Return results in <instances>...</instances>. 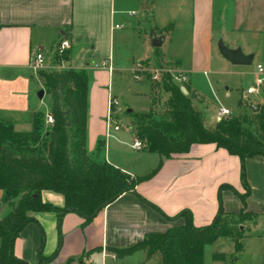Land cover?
<instances>
[{"label": "crops", "instance_id": "1", "mask_svg": "<svg viewBox=\"0 0 264 264\" xmlns=\"http://www.w3.org/2000/svg\"><path fill=\"white\" fill-rule=\"evenodd\" d=\"M123 1L0 0V118L11 123L14 131L32 130L33 114L42 111L43 98L37 96L43 89L42 81L31 67V59L36 53L43 54L42 69L84 70L88 76L87 153L93 155L98 140H103L104 157L109 164L131 177L143 178L136 184L134 192L121 194L88 223L74 212L65 213L60 221L55 212L31 213L37 223L29 222L13 246L15 255L29 264H39V225L45 237L44 256L56 250L58 229L62 234L56 258L45 264H88V259L99 264L103 248L116 254L114 248L129 247L147 233L163 232L183 224V218L170 219L182 210H189L194 226L201 227L211 223L220 205L227 213H237L242 207L234 192H245L238 156L214 143H195L186 152L163 158L161 166L151 174L159 156L144 148L127 147V142L114 132L107 134L106 117L109 96H114L120 103L111 87L115 74L120 79H125L126 74L133 78L132 70L136 64L143 63L148 67L156 62L162 66L164 60L187 75L186 85L196 96L195 104L203 110L212 107L214 121H217L219 105L230 109L233 116L239 115L224 104L231 92L237 93L236 109L241 110V115L247 107L239 106V100L251 107L261 104L263 92L247 95L245 90L254 85L258 77L256 64L264 62V0H151V3L146 0V7L142 6L146 17L154 18L155 10L151 14L147 12L158 6L165 11L169 9L168 19L161 21L163 27L152 26L151 29L156 37L163 38L160 48L165 44L172 45L176 47L175 54L168 50L160 55L155 51L150 53L147 44V49L130 55V65L115 56L116 41L123 43L127 36L122 31L125 24L118 25L124 13ZM129 1L132 6L140 2ZM135 11L130 10L129 16L136 15ZM63 39H67L71 47L67 59L56 63V46ZM219 41L228 48L252 54L251 69L227 61L218 51ZM103 62L105 67L101 66ZM199 76L206 77L207 87L197 82ZM235 79L239 81L235 82ZM147 81L150 83L149 111L153 103L152 82L145 75L138 82ZM207 89L211 94H207ZM136 93L141 95V92ZM48 112L49 108L44 113ZM111 140L120 146L112 150ZM243 165L249 187L245 210L263 214L264 156L246 158ZM1 199L0 190V207ZM41 199L57 207L64 205L63 196L51 190H42ZM245 229L238 240L240 251L234 250L233 238L229 237L225 247L219 244V238L204 247V264H264V222L259 219ZM215 244L219 250H212L208 261L206 248H213ZM214 252H224L227 258L213 261L211 254ZM132 259L136 264H159L160 260L157 254L146 259L145 251L138 250L123 257L116 254V259L107 258L106 264H130Z\"/></svg>", "mask_w": 264, "mask_h": 264}, {"label": "trees", "instance_id": "2", "mask_svg": "<svg viewBox=\"0 0 264 264\" xmlns=\"http://www.w3.org/2000/svg\"><path fill=\"white\" fill-rule=\"evenodd\" d=\"M67 51L55 52L54 61L66 60ZM36 73L44 92L50 96L48 113L53 123L45 127L43 111H37L33 114L32 130L18 132L13 130L11 123L0 118L1 202L11 208L0 218V264H29L15 255L13 246L29 222L37 223L31 213L55 212L60 221L65 213L74 212L88 223L121 194L134 192L136 184L143 179L131 177L109 164L104 157L103 140H98L93 155L87 153L88 76L84 70L53 68L39 69ZM152 85L153 96H157L159 87L168 93L164 112L158 117L152 110L130 112L133 140H142L144 149L159 156L151 174L161 166L163 158L186 152L195 143H214L241 161L240 180L245 192H234L242 207L237 213H227L220 205L211 223L201 227L194 226L189 210H182L170 219L183 218V224L163 232L147 233L133 245L113 250L119 257L144 250L146 259L159 255V264H204V247L219 238L231 237L236 251H240L238 240L246 230L241 228L243 223L252 221L256 224L259 219L264 222V213L253 214L245 210L249 187L243 165L246 158L264 156V89L263 101L256 105L257 111L239 100L238 105L247 107L250 116L244 113L223 118L209 129L194 106L195 94L186 84V95L167 74L162 76L160 83L153 82ZM42 190L62 195L64 205L57 207L42 201ZM39 229L41 243L37 259L39 264H45L56 258L62 234L58 229L56 250L44 256V232L40 225ZM226 258L224 252L211 254L213 261Z\"/></svg>", "mask_w": 264, "mask_h": 264}, {"label": "rangeland", "instance_id": "3", "mask_svg": "<svg viewBox=\"0 0 264 264\" xmlns=\"http://www.w3.org/2000/svg\"><path fill=\"white\" fill-rule=\"evenodd\" d=\"M129 0L123 1V11L124 13L121 15L120 20L118 21V25H120L122 22L125 24L123 26L122 31L127 34L126 40L122 43L120 41H116L115 43V56L116 59H122L125 62L128 61L129 65L131 63L130 55L132 53L137 52V50H145L147 49V44L150 45V35L151 33H154L151 29L152 26H158L163 27L161 24L162 22H165L168 19L169 15V9L165 11L164 8H160L159 6L156 8H153L149 10L147 13H150L152 10H155V17L152 18L151 16H144L145 9L142 8L143 4L146 2V0H140V2L132 6L129 3ZM151 3V0H149ZM156 5H159L157 3ZM151 8V7H150ZM132 9H135L137 12L134 16H129L128 12ZM171 11V10H170ZM151 14V13H150ZM139 22V24H138ZM137 25V26H136ZM160 30V29H159ZM157 32V31H155ZM151 47V45H150ZM148 48L150 53H153L152 51H155V53H158L160 55L161 52H165L166 50L169 51L171 54H175V48L174 46L169 44H165L162 48ZM49 48V47H48ZM157 56V54H156ZM130 58V59H129ZM166 60H164L162 66H158L160 64H157L156 62L153 64H149L148 67H145L143 63H140L143 67H145L144 72H140L139 75H145L152 83L153 80L152 77L154 74H157V82H161V78L163 75L167 74L171 77L172 81L177 84L176 80L174 79L175 76H180L181 71H179L172 63L168 65ZM246 67L245 69L250 70V66H243ZM59 70V68H54ZM239 81L238 79H235V82ZM156 82V83H157ZM197 82L203 86L207 87V79L205 76H199L197 78ZM240 83L242 81L240 80ZM149 82H138L135 79H133L130 75L126 74L125 79H120L118 74H115L112 81V91L117 94V96L120 99V111H117L114 114L115 122H117L120 126V130L118 132H114V135L117 137H120L121 139H124L125 142H127L128 146L133 142V127L130 126L132 115L130 113L126 112L127 108H130L133 110L134 113H145L148 110L149 106ZM243 84V83H242ZM205 89V88H204ZM209 93V89H207ZM136 92H141V95H137ZM157 96H153V103L151 105L150 110L153 111L156 117L161 115L165 110V102L168 98V93L164 92L160 87L157 90ZM50 96L47 94L43 95V98L41 99V106L44 116L46 115L44 112L49 108L50 106ZM224 104L227 106H230L231 108L235 109L234 113H238L241 115V110L236 109L237 107V93L231 92V96L226 98L224 100ZM194 106L199 111V113L202 115L204 119V125L206 128L212 129L217 121H214L212 119V115L214 114L212 107H207V110H203L201 106H198L194 102ZM211 108V109H209ZM243 113H246L248 116L251 115V111L248 108L243 109ZM212 114V115H211ZM44 126L47 127L48 124L46 123V120L44 122ZM252 128V126H250ZM111 149L115 150V147L120 146L115 140H111ZM114 141V142H113ZM10 206L7 203L2 202V206L0 207V218H3L7 215L8 211H10ZM253 225L252 221H245L243 223V227L247 228L248 226ZM45 238V237H44ZM219 244L225 247V243L229 242V237L220 238ZM235 245V244H234ZM233 245V246H234ZM215 248H218L216 250H219L218 244H215L212 247L206 248V260H210V253ZM234 250H236L235 247H233ZM130 264H136L135 261L130 260Z\"/></svg>", "mask_w": 264, "mask_h": 264}, {"label": "built area", "instance_id": "4", "mask_svg": "<svg viewBox=\"0 0 264 264\" xmlns=\"http://www.w3.org/2000/svg\"><path fill=\"white\" fill-rule=\"evenodd\" d=\"M71 47L70 42L67 39H63L60 41V43L56 46V53L57 54H62L66 50H69ZM44 64V57L41 52L36 53L33 58L31 59V67L34 70H39L43 68ZM102 67H105V63H101ZM257 78L255 79L254 85H251L250 87H247L245 90V94H251L255 93L257 91L262 92L264 89V62H260L256 64L255 66ZM145 67H143L140 63L135 65V68L132 70V76L134 79L141 80L142 75H139L140 72H144ZM153 82H157V74H154L152 77ZM174 79L176 80L177 84L180 86V88L185 89V84L188 82V77L186 74L182 73L180 76H175ZM121 106L119 101L112 95L109 96L108 99V112H107V117H106V127H107V134H111L112 132L118 131L120 129V126L117 122H115L114 119V114L117 111H120ZM232 111L228 109L227 107H224L222 105H219L216 108V118L217 120L223 119V118H230L232 117ZM45 120L48 125H51L53 123V118L52 116L47 113L45 115ZM133 149L140 150L145 147V142H143L140 139H134L132 144H131ZM111 258L112 260L116 259V254L111 253L107 251L105 248L102 249L101 251V258H100V263L99 264H106V259ZM88 264H95L92 259H88Z\"/></svg>", "mask_w": 264, "mask_h": 264}, {"label": "water", "instance_id": "5", "mask_svg": "<svg viewBox=\"0 0 264 264\" xmlns=\"http://www.w3.org/2000/svg\"><path fill=\"white\" fill-rule=\"evenodd\" d=\"M146 7V3H144L143 8ZM163 42L162 37H156L154 33L150 35V45L152 48H159ZM218 51L220 54L229 61L232 65L237 66H249L252 64L253 55L252 54H244L240 49H231L225 46L222 41L218 42ZM183 94H187V91L184 88H180ZM44 95V90L40 89L37 93L39 98H42ZM256 111L258 108L256 106H252ZM126 112H131V109H126Z\"/></svg>", "mask_w": 264, "mask_h": 264}]
</instances>
